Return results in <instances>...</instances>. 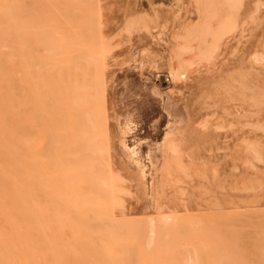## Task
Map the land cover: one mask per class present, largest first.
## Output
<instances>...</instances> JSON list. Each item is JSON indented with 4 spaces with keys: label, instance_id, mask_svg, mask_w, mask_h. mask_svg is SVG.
Returning a JSON list of instances; mask_svg holds the SVG:
<instances>
[{
    "label": "rangeland",
    "instance_id": "obj_1",
    "mask_svg": "<svg viewBox=\"0 0 264 264\" xmlns=\"http://www.w3.org/2000/svg\"><path fill=\"white\" fill-rule=\"evenodd\" d=\"M37 6L41 20L54 18L46 31L54 52H80L83 59L85 73L77 78L89 102L77 124L87 127L88 148L80 150L87 161L81 159L93 163H86V177L95 178L83 183L105 200L113 221L99 217L95 205L83 233L68 222L76 215L64 206L65 185L57 195L49 187L47 195L38 191L40 208H48L37 230L28 227L36 264L264 263V0H38ZM7 49L10 57V41ZM23 129L33 132L26 137L34 145L26 146L28 137L23 142L32 153L35 131L24 123ZM28 168L23 174L33 176ZM26 222L24 215V242Z\"/></svg>",
    "mask_w": 264,
    "mask_h": 264
},
{
    "label": "bare ground",
    "instance_id": "obj_2",
    "mask_svg": "<svg viewBox=\"0 0 264 264\" xmlns=\"http://www.w3.org/2000/svg\"><path fill=\"white\" fill-rule=\"evenodd\" d=\"M74 2L72 1V3ZM37 4L38 0H0V264H23L24 262V264H36L37 260L35 258L37 257L36 251L38 249H35L36 242L33 240L34 237L30 238L28 227L32 223L37 230V225L41 218L44 217L42 214L47 213L48 208L44 203L42 205L43 208H40L38 191H42L44 192L43 194H46V188L49 187L54 195H57L58 193L56 194V191H58L62 184L67 187L70 198L69 201L65 202L66 204H64V206L66 205V207L70 209V212L74 214V216L76 215L74 220H68L74 229L78 228V230H82L85 228L84 221L92 215V212L94 213L93 209L95 205L99 206V217L102 214L104 216V213V217H107L105 212L107 204L105 200L101 198L100 195V197L94 198V192L92 193L90 190V192L88 190L86 191L84 187V184L87 182L83 183L85 178L89 177H86L90 169V167L87 166L93 165V161L90 162L92 164L86 162L88 165L84 162L87 161L84 159V151H80L86 146L85 144L87 141L84 142V140H87L86 135L88 133L85 135L84 131L87 127L83 130L82 127L84 126L78 125L81 124V121L79 120L80 122H77L80 115H83V109L85 110L87 108H84V104H87V100L85 99L86 101L84 102L83 99L87 96L85 92L86 89L83 88L82 84V88L80 87L77 78L79 75L83 77L85 73L82 66L83 59L80 52H63L62 49V52H54L56 43L46 36L48 24L52 25L54 23V18H50L48 22L46 20L47 15L45 14L43 20H41ZM58 19L61 20V17ZM41 24L43 27V36L40 33ZM41 36L43 38V45L46 47L42 59L44 58L47 60V65L45 61H43V64H45L43 69L38 67L41 55L37 54L41 43ZM9 41L11 46L10 57L8 56L7 49ZM90 60L93 61V58ZM24 101H27L29 104L27 107L29 106L28 108H30L26 114V124L23 121L25 119V117H23ZM90 109H92V106H90ZM88 114V117L86 116L87 121L90 115ZM99 121L101 123L100 118ZM23 123L25 128L29 127V129L32 128L35 131V146L33 147L35 150H33L32 153L31 150L26 149L23 142L26 134L28 133V136H30L33 132L30 130V133H25L26 131L23 132ZM90 124H93V121L87 124V126ZM93 125L90 126L93 127ZM94 128L95 127H93V130ZM105 133L106 131L103 135ZM92 139L94 140V138ZM92 139L89 140L90 144L95 143V140L92 142ZM96 139L98 138L96 137ZM28 140L25 141L27 143L31 142L30 138ZM43 140L45 141L44 146H46L44 149H41L38 143ZM27 143L26 146H29V149L32 147H30V145H34L32 142V144L29 143L28 145ZM23 147L28 151V157L26 156L25 159L28 158L29 161L26 160V162L29 165L33 163V169H31V171L33 172L34 170L35 172H33V176H29L30 188L27 192L28 195H26L29 201L27 211L24 210L27 208V206H25L26 208L24 207V203L27 202V200L24 199V188L26 186H24L25 183L23 184L24 180L22 179L23 176L26 177L28 175H24L23 170L29 167L28 169L30 171L31 167L29 165L26 167V163L22 161ZM87 148L86 151L88 150ZM73 149L74 152L72 156H74V160L71 161L70 158H72V156L70 152L73 151ZM76 152L79 158L75 156ZM79 152L81 154L83 153L84 156H81V154L78 155ZM82 157L84 161L81 159ZM87 159L89 158L87 157ZM30 161L32 163H30ZM22 163H25L24 167ZM40 165H42V178L39 174V170L41 169ZM25 170L27 171V169ZM55 171H57V175ZM88 179H90V177ZM90 180H95V178ZM102 180L107 181L106 179ZM52 181L54 183H52ZM81 183H83V186H81ZM78 184H81L79 185L81 186L79 188L80 191H77ZM89 184V186L94 187L92 183ZM74 187H77V189ZM83 187L85 190H81ZM103 188L104 187H102V189ZM85 191L87 194L84 193ZM47 197L51 200V196ZM52 197L54 196L52 195ZM51 201L53 202L54 200ZM30 202H32V206ZM100 206L102 208H100ZM109 209L110 207L107 209V212ZM54 212L55 210L53 213ZM58 212L60 213L62 211L59 210ZM67 212L69 213V211H65L66 217L69 215L73 216L71 213L67 214ZM60 214H57L59 215L57 218L61 216ZM24 215L28 229L25 242L23 237ZM104 217L101 216V218ZM111 217L112 216L107 217L111 221L109 223L113 221ZM42 220H44V218ZM46 225L47 222L45 223V221H43L44 241L48 242L51 237L48 236L44 230ZM63 225L64 224L60 225V227H63ZM86 229L88 230L89 228L86 227ZM78 234L80 233L78 232ZM76 235L77 233L75 236ZM161 245L162 244L159 246L160 249ZM261 250L264 251L262 248ZM39 251L42 254L46 250L43 251L39 249ZM40 257L41 255L39 258ZM39 263L42 262H37V264Z\"/></svg>",
    "mask_w": 264,
    "mask_h": 264
},
{
    "label": "built area",
    "instance_id": "obj_3",
    "mask_svg": "<svg viewBox=\"0 0 264 264\" xmlns=\"http://www.w3.org/2000/svg\"><path fill=\"white\" fill-rule=\"evenodd\" d=\"M157 77L159 76V74H156ZM163 81H169L170 80V76L167 74V75H164V77L162 78Z\"/></svg>",
    "mask_w": 264,
    "mask_h": 264
}]
</instances>
